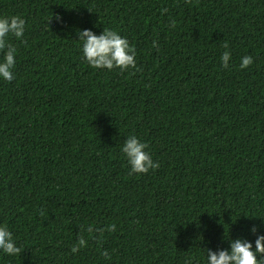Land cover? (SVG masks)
Returning a JSON list of instances; mask_svg holds the SVG:
<instances>
[{
  "label": "trees",
  "instance_id": "1",
  "mask_svg": "<svg viewBox=\"0 0 264 264\" xmlns=\"http://www.w3.org/2000/svg\"><path fill=\"white\" fill-rule=\"evenodd\" d=\"M17 15L0 226L22 253L0 264H204L207 248L264 235L245 217L264 216V0H0ZM104 28L129 40L135 69L83 59L77 29ZM130 135L157 169L130 174Z\"/></svg>",
  "mask_w": 264,
  "mask_h": 264
},
{
  "label": "clouds",
  "instance_id": "2",
  "mask_svg": "<svg viewBox=\"0 0 264 264\" xmlns=\"http://www.w3.org/2000/svg\"><path fill=\"white\" fill-rule=\"evenodd\" d=\"M26 22L21 16H0V51L3 57L0 58V80L12 82L15 79L14 70L16 66L17 49L10 43V38L17 40L23 38ZM78 41L82 46V57L93 69H127L136 68L135 48L129 43V40L120 35L118 31L104 28L97 35L90 29H77ZM153 41V47H156ZM225 51L220 60L224 68H229L231 54L227 50L228 45H224ZM252 56L241 58L239 67L248 68L253 64ZM148 145L141 141L136 135H130L124 140L121 152L130 166V174H145L149 170H155L159 164L153 160L151 154L147 151ZM246 218H264V216H245ZM109 230H115V225H110ZM92 229L89 228V232ZM251 231L255 233L257 227L253 226ZM227 248H218L213 251L206 249V258L204 264H264V235H258L255 241L245 238H228ZM86 245V240L80 238L72 251L76 252L79 248ZM22 248L18 246L13 233L6 227L0 226V254L7 256L21 255ZM107 255V253H105Z\"/></svg>",
  "mask_w": 264,
  "mask_h": 264
}]
</instances>
